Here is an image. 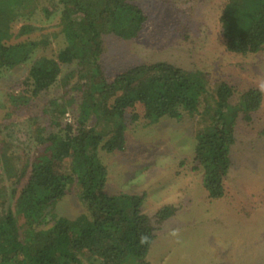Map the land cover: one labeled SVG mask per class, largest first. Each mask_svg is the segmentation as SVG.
Segmentation results:
<instances>
[{"label": "trees", "instance_id": "trees-1", "mask_svg": "<svg viewBox=\"0 0 264 264\" xmlns=\"http://www.w3.org/2000/svg\"><path fill=\"white\" fill-rule=\"evenodd\" d=\"M29 2L0 0V73L31 60L36 49L48 43L5 41L22 9L31 7ZM58 2L66 45L56 57L33 60L23 81L25 93L9 96L26 108L32 97L59 80L62 63L76 62L79 107L72 123L62 122L67 111L65 103L60 106L52 119L58 128L37 137L38 148L21 169L15 154L7 153L9 142L0 137V166L13 185L26 177L18 191L13 187L9 193L0 171V264H152L147 256L156 235L153 218L142 210L145 195L106 190L108 170L100 149H125L127 109L137 104L143 106L148 124L164 116L180 120L198 114L195 159L209 196L220 198L232 164L238 117L251 120L261 107L262 91L249 88L232 104L230 84L217 81L212 91L204 72L168 61L136 64L108 76L99 60L103 35L138 36L146 20L141 7L133 0ZM220 21L227 50L245 55L264 48V0H236ZM30 27L21 26L20 34ZM62 99L52 100L48 108ZM73 186L85 211L75 217L60 215L56 205ZM176 210L174 205L161 206L155 221H165Z\"/></svg>", "mask_w": 264, "mask_h": 264}, {"label": "rangeland", "instance_id": "rangeland-1", "mask_svg": "<svg viewBox=\"0 0 264 264\" xmlns=\"http://www.w3.org/2000/svg\"><path fill=\"white\" fill-rule=\"evenodd\" d=\"M133 2L141 7L146 20L135 38L103 35L99 60L106 75L136 64L168 61L204 72L212 91L217 81L230 84L234 88L232 104L247 89L264 85V48L245 55L226 48L220 17L236 0ZM29 5L17 16L13 34L5 41L48 39V43L38 47L31 60L0 73V137L9 142L7 153L15 154L17 169L33 157L37 137L58 128L52 119L60 106L65 103L67 111L62 122L73 123L80 102L76 62L62 63L59 80L32 97L26 108L11 100L9 95L25 93L23 81L32 61L41 56L56 57L66 45L61 30L64 14L58 0H30ZM23 25L31 27L20 34ZM60 96L63 99L49 109L51 101ZM133 113H137L134 119ZM126 120L125 149H100V158L108 170L109 193L145 195L142 210L153 218L156 235L148 260L152 264H264V103L250 121L242 114L238 117L232 164L220 198L209 196L195 159L198 114H185L180 120L164 116L148 124L143 106L137 104L127 109ZM0 167L9 193L13 187L18 191L26 177L13 185L5 166ZM11 202L14 208L15 200ZM167 204L177 207L175 214L156 222V211ZM55 211L69 217L85 211L75 186Z\"/></svg>", "mask_w": 264, "mask_h": 264}, {"label": "crops", "instance_id": "crops-1", "mask_svg": "<svg viewBox=\"0 0 264 264\" xmlns=\"http://www.w3.org/2000/svg\"><path fill=\"white\" fill-rule=\"evenodd\" d=\"M260 89V88H259ZM261 90V89H260ZM262 94H264L263 93V91H262ZM263 103H264V95H263V100H262V104H261V107L263 106ZM260 109V108H259Z\"/></svg>", "mask_w": 264, "mask_h": 264}, {"label": "clouds", "instance_id": "clouds-1", "mask_svg": "<svg viewBox=\"0 0 264 264\" xmlns=\"http://www.w3.org/2000/svg\"><path fill=\"white\" fill-rule=\"evenodd\" d=\"M261 91H264V85L260 86Z\"/></svg>", "mask_w": 264, "mask_h": 264}]
</instances>
